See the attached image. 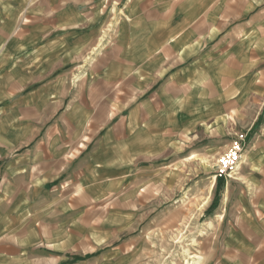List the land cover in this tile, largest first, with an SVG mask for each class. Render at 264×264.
<instances>
[{
    "label": "crops",
    "instance_id": "obj_1",
    "mask_svg": "<svg viewBox=\"0 0 264 264\" xmlns=\"http://www.w3.org/2000/svg\"><path fill=\"white\" fill-rule=\"evenodd\" d=\"M244 131L217 264H264V0H0V264H92L89 202Z\"/></svg>",
    "mask_w": 264,
    "mask_h": 264
},
{
    "label": "rangeland",
    "instance_id": "obj_2",
    "mask_svg": "<svg viewBox=\"0 0 264 264\" xmlns=\"http://www.w3.org/2000/svg\"><path fill=\"white\" fill-rule=\"evenodd\" d=\"M241 135L246 144L245 131L234 139ZM210 141L201 134L179 137L162 156L144 162L151 169L141 176L134 202H89V226L99 225L101 237H91V254L83 257L92 264H185L195 254L198 264H217L215 217L224 186L214 170L224 152L212 151ZM208 221L212 228L205 227Z\"/></svg>",
    "mask_w": 264,
    "mask_h": 264
},
{
    "label": "built area",
    "instance_id": "obj_3",
    "mask_svg": "<svg viewBox=\"0 0 264 264\" xmlns=\"http://www.w3.org/2000/svg\"><path fill=\"white\" fill-rule=\"evenodd\" d=\"M246 136L233 139L229 148L216 160L215 177L217 179L231 178L239 168L245 147Z\"/></svg>",
    "mask_w": 264,
    "mask_h": 264
},
{
    "label": "bare ground",
    "instance_id": "obj_4",
    "mask_svg": "<svg viewBox=\"0 0 264 264\" xmlns=\"http://www.w3.org/2000/svg\"><path fill=\"white\" fill-rule=\"evenodd\" d=\"M214 184H212L213 186ZM183 198H186L185 196ZM216 219H220V217H216ZM207 229L208 228H212L213 227V221H208L206 223V226H205ZM178 239H181V238H178ZM191 254V253H190ZM186 255V254H185ZM189 255V254H188ZM188 259H191L193 261L191 262H186L185 264H198L197 260L199 259V256L197 257L195 254L191 257H189ZM194 259H197L196 261H194ZM190 261V260H189Z\"/></svg>",
    "mask_w": 264,
    "mask_h": 264
},
{
    "label": "trees",
    "instance_id": "obj_5",
    "mask_svg": "<svg viewBox=\"0 0 264 264\" xmlns=\"http://www.w3.org/2000/svg\"><path fill=\"white\" fill-rule=\"evenodd\" d=\"M217 180H219V179H217ZM220 181V180H219Z\"/></svg>",
    "mask_w": 264,
    "mask_h": 264
}]
</instances>
